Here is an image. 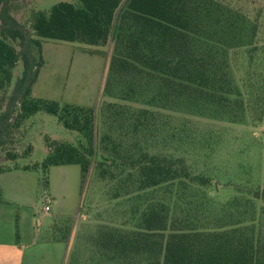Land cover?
Masks as SVG:
<instances>
[{
  "label": "trees",
  "instance_id": "trees-1",
  "mask_svg": "<svg viewBox=\"0 0 264 264\" xmlns=\"http://www.w3.org/2000/svg\"><path fill=\"white\" fill-rule=\"evenodd\" d=\"M233 3L60 1L48 10H32L26 25L13 16L12 0H0V149L9 146L5 157L14 164L0 165V172L40 167L46 184L50 166L78 164L84 174L94 153L93 108L31 95L42 64L41 38L104 45L111 37L113 49L103 86L106 94L118 89L124 100L149 94L152 103L187 99L215 106L233 122L249 119L253 126L261 123V8L257 17L248 20L243 8ZM19 63L21 73L13 82V69ZM103 109L118 119L129 118L131 133L141 130L152 115L146 108L129 111L112 102ZM40 110L55 115L64 128L81 133L84 142L45 136L46 155L41 162L16 165L18 158L29 155L31 145L26 143L19 152L13 144L24 140V121ZM129 166L135 169L140 188L172 185L185 194L191 184L206 187L211 183L208 176L192 173L181 156L141 151ZM201 190L194 191L200 195ZM236 191L222 205L224 214L221 206V214L210 226L190 227L195 224L189 225L187 218L169 220L164 204L153 205L143 213L138 230L103 233L97 247L104 257L108 252L110 260L126 264L141 260L144 264H264V172L262 182L239 184Z\"/></svg>",
  "mask_w": 264,
  "mask_h": 264
},
{
  "label": "rangeland",
  "instance_id": "rangeland-1",
  "mask_svg": "<svg viewBox=\"0 0 264 264\" xmlns=\"http://www.w3.org/2000/svg\"><path fill=\"white\" fill-rule=\"evenodd\" d=\"M60 1L78 2L12 0L13 16L27 25L32 10H48ZM233 5L243 8L249 15L248 20L257 17L261 8L259 18L263 23L261 30L264 29V0H234ZM40 40L42 64L31 95L93 108L94 153L84 174L78 164L51 166L45 184L44 173L38 167L30 169L23 183L20 182L24 199L10 195L7 189L4 191L9 201L3 203L8 220L11 227L23 235V242L29 241L34 231L44 235L53 219L58 218L63 221L57 231L68 246L66 264H117L116 261L126 264L120 259L110 260L108 252L105 257L102 255L96 244L101 234L136 231L146 209L161 204L167 207L169 220L187 218L189 225L195 224L190 227L210 226L213 218L221 214V206L237 194V185L262 182L264 118L253 126L249 119L230 121L215 106L203 102L172 98L169 102L152 103L149 94L124 100L119 97L118 89L106 94L103 86L113 49L111 37L104 45ZM20 73L19 63L13 69V82ZM12 87L13 83L8 91ZM108 102L121 104L129 111L146 108L152 115L141 130L131 133L129 118L125 121L104 111ZM23 128L26 137L13 146L20 152V147L28 143L31 151L18 158L16 165L41 162L46 155L45 136L84 142L81 133L64 128L55 115L42 110L29 116ZM8 147L0 149L3 168L14 165L6 160ZM141 151L181 156L192 173L208 176L211 183L206 187L191 184L185 194L172 185L140 188L135 169L130 168L129 163L137 159ZM8 177L7 174L0 179L10 183ZM197 188L202 189L200 195L194 191ZM51 201V210L43 211V204ZM144 263L141 260L138 264Z\"/></svg>",
  "mask_w": 264,
  "mask_h": 264
},
{
  "label": "crops",
  "instance_id": "crops-1",
  "mask_svg": "<svg viewBox=\"0 0 264 264\" xmlns=\"http://www.w3.org/2000/svg\"><path fill=\"white\" fill-rule=\"evenodd\" d=\"M27 172L29 170L20 167L0 172V178L3 176L5 178L8 174V178L10 179V183H6L3 179H0V264H66L68 253L67 242L61 237L60 231H57L59 229L58 225L63 220L54 218L44 235H39L37 231L36 233L38 234H36L34 231L32 238L29 241L25 240V242L21 240V238L23 239L21 237L23 235L18 233L17 228L14 229L10 225L9 216L7 215L8 211L3 205L4 202H9L4 191L7 189L10 195L24 199V190L20 182L23 183L26 177L25 174H28ZM19 177L22 179L20 180ZM49 190L52 192L51 187ZM53 201L55 202V198ZM53 201L50 203L45 202L42 210L50 211ZM45 205L49 206V210L43 209ZM55 229L56 231H54Z\"/></svg>",
  "mask_w": 264,
  "mask_h": 264
},
{
  "label": "built area",
  "instance_id": "built-area-1",
  "mask_svg": "<svg viewBox=\"0 0 264 264\" xmlns=\"http://www.w3.org/2000/svg\"><path fill=\"white\" fill-rule=\"evenodd\" d=\"M43 209H44V210H49V206L45 205V206L43 207Z\"/></svg>",
  "mask_w": 264,
  "mask_h": 264
}]
</instances>
